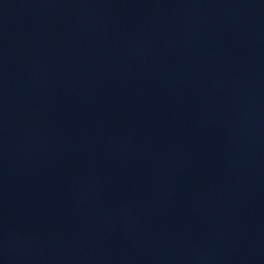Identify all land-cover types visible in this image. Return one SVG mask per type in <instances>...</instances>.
I'll list each match as a JSON object with an SVG mask.
<instances>
[{
	"label": "water",
	"instance_id": "1",
	"mask_svg": "<svg viewBox=\"0 0 264 264\" xmlns=\"http://www.w3.org/2000/svg\"><path fill=\"white\" fill-rule=\"evenodd\" d=\"M0 264H264V0H71Z\"/></svg>",
	"mask_w": 264,
	"mask_h": 264
}]
</instances>
